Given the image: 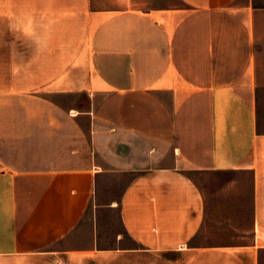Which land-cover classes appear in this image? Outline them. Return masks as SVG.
<instances>
[{"label":"crops","instance_id":"1","mask_svg":"<svg viewBox=\"0 0 264 264\" xmlns=\"http://www.w3.org/2000/svg\"><path fill=\"white\" fill-rule=\"evenodd\" d=\"M263 91L264 0H0V104L83 93L89 141L0 167V264H261Z\"/></svg>","mask_w":264,"mask_h":264},{"label":"rangeland","instance_id":"2","mask_svg":"<svg viewBox=\"0 0 264 264\" xmlns=\"http://www.w3.org/2000/svg\"><path fill=\"white\" fill-rule=\"evenodd\" d=\"M87 101L85 94L72 93L1 103L0 106L9 109L8 124L11 126L9 132L5 128L2 132L0 124V167L30 169L82 165L88 156V123L86 117L72 116L71 109L84 107ZM258 101L259 130L264 131V91ZM108 215L107 226L113 231L119 230L118 211H109ZM126 243H131L128 237ZM261 264H264V253Z\"/></svg>","mask_w":264,"mask_h":264}]
</instances>
